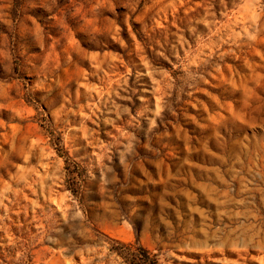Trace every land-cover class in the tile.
<instances>
[{"label": "rangeland", "instance_id": "obj_1", "mask_svg": "<svg viewBox=\"0 0 264 264\" xmlns=\"http://www.w3.org/2000/svg\"><path fill=\"white\" fill-rule=\"evenodd\" d=\"M0 264H264V0H0Z\"/></svg>", "mask_w": 264, "mask_h": 264}]
</instances>
